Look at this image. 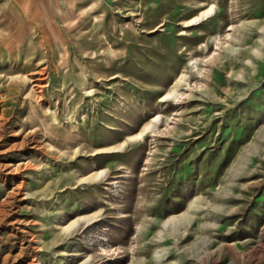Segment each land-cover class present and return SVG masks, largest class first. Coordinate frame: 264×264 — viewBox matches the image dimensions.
<instances>
[{
  "label": "rangeland",
  "instance_id": "rangeland-1",
  "mask_svg": "<svg viewBox=\"0 0 264 264\" xmlns=\"http://www.w3.org/2000/svg\"><path fill=\"white\" fill-rule=\"evenodd\" d=\"M0 264H264V0H0Z\"/></svg>",
  "mask_w": 264,
  "mask_h": 264
},
{
  "label": "bare ground",
  "instance_id": "bare-ground-1",
  "mask_svg": "<svg viewBox=\"0 0 264 264\" xmlns=\"http://www.w3.org/2000/svg\"><path fill=\"white\" fill-rule=\"evenodd\" d=\"M17 1H19V0H16V2H17ZM207 14H208V13H207ZM207 14H206V15H207ZM34 82H35V81H34ZM11 172H13V170H10V172H9L8 174H10ZM14 172H15V171H14Z\"/></svg>",
  "mask_w": 264,
  "mask_h": 264
}]
</instances>
